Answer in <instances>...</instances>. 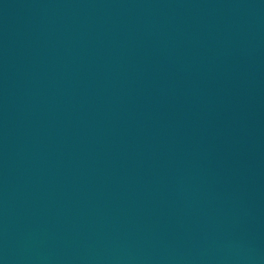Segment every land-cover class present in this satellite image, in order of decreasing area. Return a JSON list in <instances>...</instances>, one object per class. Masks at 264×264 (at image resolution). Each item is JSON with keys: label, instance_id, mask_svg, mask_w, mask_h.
I'll list each match as a JSON object with an SVG mask.
<instances>
[{"label": "water", "instance_id": "95a60500", "mask_svg": "<svg viewBox=\"0 0 264 264\" xmlns=\"http://www.w3.org/2000/svg\"><path fill=\"white\" fill-rule=\"evenodd\" d=\"M0 264H264V0H0Z\"/></svg>", "mask_w": 264, "mask_h": 264}]
</instances>
